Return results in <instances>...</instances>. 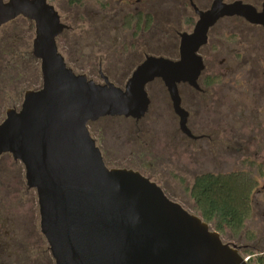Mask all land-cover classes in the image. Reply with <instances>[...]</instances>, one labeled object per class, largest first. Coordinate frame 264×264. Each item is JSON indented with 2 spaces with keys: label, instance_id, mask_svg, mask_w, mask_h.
<instances>
[{
  "label": "water",
  "instance_id": "water-1",
  "mask_svg": "<svg viewBox=\"0 0 264 264\" xmlns=\"http://www.w3.org/2000/svg\"><path fill=\"white\" fill-rule=\"evenodd\" d=\"M195 12L193 31L179 35L178 59L147 57L121 88L105 78L96 84L66 65L56 39L68 27L47 0H0V27L17 18L34 24L32 56L41 76V87L25 91L19 109L6 110L0 156L23 166L54 264H247L236 246L155 183L107 168L87 129L106 117L141 120L149 105L145 86L160 79L180 131L192 137L177 84L199 90L204 65L197 52L210 27L225 17L264 26V4L258 13L241 1L212 0L207 11Z\"/></svg>",
  "mask_w": 264,
  "mask_h": 264
},
{
  "label": "rangeland",
  "instance_id": "rangeland-1",
  "mask_svg": "<svg viewBox=\"0 0 264 264\" xmlns=\"http://www.w3.org/2000/svg\"><path fill=\"white\" fill-rule=\"evenodd\" d=\"M242 1L251 2L259 7L263 0ZM47 2H50L61 22L69 28L56 42L59 53L69 67L75 73L83 74L95 83L102 84L99 78H95V69L100 61L104 64V59L108 57L107 59L117 67L115 72L108 73L113 81L110 83L119 87L125 83L145 54L175 57L179 43L176 33H187L191 30L188 23H185L186 17L188 21H196L187 3L186 15L182 13L184 16L180 22L178 20L172 22L170 31L168 28L170 24L162 16L165 12L155 5L159 0H80L78 5L71 3V0ZM107 3L113 8L102 9L101 5ZM147 6L148 12L151 11L148 16L150 21L144 23ZM151 6L155 9L153 12ZM114 8L116 13L120 11L119 14L123 15L130 12L135 14L137 11L143 18L140 22H132L123 31H119V27L122 26H119L118 30L116 27L108 28L107 22L100 20V15L104 19L105 16L110 17L115 14ZM182 14L176 11L170 16L173 19L174 16ZM153 18L155 23H152ZM219 25L243 27L245 24L234 20L223 21ZM222 36V39H225V32ZM33 38L34 24L28 20L18 18L16 22L0 27V123L5 118L6 110L19 109L24 92L38 84L36 78L37 75L40 76L39 63L37 65L31 59ZM120 43L122 45H119ZM115 47H119L118 52L124 47V54L122 56L115 54L112 51ZM209 47L212 48V56L204 58L206 63L204 74L214 76V35L210 37L207 49ZM220 59L221 57L218 61ZM6 64L9 68L4 67ZM208 90L209 93L200 98L189 88L180 89L186 101L183 108L190 112L188 127L195 134L214 130V86ZM148 91L152 100V115L140 123L134 124L131 119L124 118L101 119L95 122L94 130L97 127L102 135L99 138V146L103 149L109 167L138 170L148 177L151 176L152 180L163 188L169 199L193 214L194 205L186 192L193 178L202 173L237 171L240 167L230 163L221 166L214 157L212 144L181 138L178 119L169 107L163 86L154 83ZM153 118L154 123L151 124ZM139 138L143 145L138 143ZM255 151L252 147L251 158ZM6 218L15 224L17 233L15 238L18 244L15 248L11 246L0 250L4 257L0 259V264H54L47 243L39 230L36 193L26 188L23 166L20 162H15L10 155L0 159V223ZM6 230L12 232V229ZM1 231L0 235L6 239L8 234L4 236L3 230ZM221 238L226 244L236 246L240 255L248 261L249 258L255 257L257 252L264 250V223L257 213L252 211L240 233H228ZM248 253L253 255L250 256Z\"/></svg>",
  "mask_w": 264,
  "mask_h": 264
},
{
  "label": "flooded vegetation",
  "instance_id": "flooded-vegetation-1",
  "mask_svg": "<svg viewBox=\"0 0 264 264\" xmlns=\"http://www.w3.org/2000/svg\"><path fill=\"white\" fill-rule=\"evenodd\" d=\"M237 1H241L244 4H249L253 6L256 12L258 13L261 12L263 9L264 0L261 2L259 7L252 4L251 2H244L242 0H237ZM223 2L232 3L234 1L231 2V1L223 0ZM186 3L189 5V9L192 10L193 15L196 17V21L194 22V21H188L187 17L185 16L186 17L185 23H188V26L191 29L187 33L190 34L193 31L196 22L198 21V16L195 12V9L201 12L207 11L212 5V0H159V3H155L156 6H159L165 12V14H162V16L164 20L167 21L168 24H170L168 25L170 31H171V23L176 20L180 22L182 17L186 15L187 12ZM149 6H147V12L145 13L146 16H149L151 13V11L148 12ZM151 7L153 12L155 9L153 6ZM176 11L180 12V14L183 13L184 15L182 14V16L180 15L178 17L174 16V18L172 19L170 15H172V13ZM135 13H137V11ZM234 20H237L245 25L243 27L219 25V23L223 21H234ZM144 23H146V21H144ZM152 23H155V18H153ZM224 32H225V37H224L225 39H222L223 37L222 34ZM176 34L177 37H179L181 33H176ZM60 35L58 37H60ZM211 35H214V76L204 74L206 70V63L204 58H208L212 56V48H211L212 46L207 49ZM119 45H122V43H120ZM118 49L119 47L118 48L115 47L112 51L115 54L118 53L119 56H122L124 54L125 48L124 47L121 48V52H118L117 51ZM178 49H179V43L177 47V55L175 57H168L160 54L159 55L145 54L143 60L135 66V68L131 71L129 77H127L126 81L130 78L133 71L142 62H144L147 57L166 58L172 61H176L179 56ZM111 55H113V53H111ZM197 55L202 59L204 65V69L202 70L200 76L197 79V85L199 87V90H195L191 88L186 83L177 84L178 95L180 98V107L184 111H186L183 108L184 102L186 101L185 99H183L180 93L181 88H185V89L189 88L197 95H199L201 98L202 95H206L207 93H209L208 90L209 88H212L214 86V130H212L209 133L195 134L188 127L190 112L186 111L188 113L186 126L192 137H188L184 135L178 128L180 132L179 135L181 136V138H185L193 142L202 141L214 145V157L217 158V162L221 166H226L229 163L234 166L239 165L240 169L237 171H242L246 174L251 175L254 178L255 187L251 195L252 211L256 212L257 215L260 217L261 221L264 223V26L250 24L249 22L239 17L222 18L219 21H217L212 27L209 28L207 33L206 44L199 48ZM219 57H221L220 61H218ZM107 58L108 57L104 59V64L102 61H100L97 64L96 69L93 66V69L96 70L95 78L96 79L99 78V80H101L102 83L104 82L103 78H105L108 82H110L111 78L109 77L108 73L112 71L115 72V70H117L116 64H112ZM120 62L122 64L124 63L123 61ZM75 74L83 75L78 73ZM211 79L214 80V84L207 89L205 87V82ZM91 81L95 82L94 80ZM154 83H158L159 85L163 86L167 99L170 104L169 107H171V110L173 111L169 94L163 82L160 79H154L145 86V91L149 99L148 110L147 113L145 114V116L146 115L147 116L146 117L144 116L138 122L131 119L134 122V124H138L142 120L152 115L151 112L152 100L150 98L148 89ZM124 84L120 87L123 88ZM175 117L178 119L176 115ZM97 122H99V120ZM152 123H154V118L152 119L151 124ZM95 125H96L95 122L88 123L87 129L89 131L90 136L95 141L96 146L100 150L105 166L109 169H112L111 167L108 166L105 157L103 155V149L99 146L100 145L99 138H101L102 135L97 127H95L96 130H94L93 127ZM196 126L197 124H195V127ZM178 127H179V119H178ZM97 134H99V136ZM138 143L140 145H143V142L140 140V138ZM252 147H254V149L256 150L253 158H251ZM3 156L5 155L0 156V159ZM113 168L124 169L122 167L120 168L114 166ZM234 171L235 170H231L229 172H234ZM136 172L140 173L142 176L146 177L151 182L155 183L164 192L163 188L159 184H157L154 180H152L151 176L148 177L144 175L143 172H139L138 170H136ZM224 173L226 172H222V173L214 172V174H224ZM9 221L11 220L6 218L3 220L2 223H0V233L2 232L1 230H3L4 236L8 234L6 239H4L0 235L1 251L11 246L15 248L16 245L18 244V240L15 238L17 237L16 236L17 233H15V228H14L15 224ZM6 228L12 229V232L6 230ZM37 252L40 253L42 251H36V253ZM8 257L9 256H7V258ZM21 257L22 256H19V258ZM1 258L4 257L0 252V259ZM8 261L9 260H7V263Z\"/></svg>",
  "mask_w": 264,
  "mask_h": 264
},
{
  "label": "trees",
  "instance_id": "trees-1",
  "mask_svg": "<svg viewBox=\"0 0 264 264\" xmlns=\"http://www.w3.org/2000/svg\"><path fill=\"white\" fill-rule=\"evenodd\" d=\"M71 3L78 5L80 0H71ZM101 8L106 10V8L112 9L113 7L111 8L110 3H107L101 5ZM114 12L115 14L110 17L105 16V19L100 15V20L102 19L101 21L107 22L108 28L116 27V30H118L117 28L122 26L119 27V31L127 29L132 22H140L141 18H143L138 12L135 14L130 12L126 15L123 12V15L119 14L120 11L116 13V8H114ZM145 18L146 22L150 21L148 16H145ZM17 19L11 21V23L16 22ZM65 33L66 31L62 35H65ZM31 59L38 65L39 62L36 59L33 57ZM67 66L69 67L68 64ZM4 67L9 68L7 64ZM36 80L38 84L33 85V89L31 90H38L41 87V77L39 75H37ZM213 84L214 80L211 79L205 82V87L209 88ZM103 119L112 118L106 117ZM254 187V178L242 171L224 174L202 173L193 178L192 184L186 188V192L194 205L192 213L206 223L211 230L217 232L221 238L228 233L238 234L243 230L252 212L251 195ZM182 208L184 207L182 206ZM248 254L250 256L253 255V253ZM247 264H264V250L257 252L255 257L249 258Z\"/></svg>",
  "mask_w": 264,
  "mask_h": 264
}]
</instances>
